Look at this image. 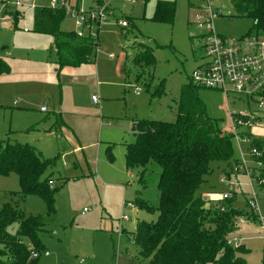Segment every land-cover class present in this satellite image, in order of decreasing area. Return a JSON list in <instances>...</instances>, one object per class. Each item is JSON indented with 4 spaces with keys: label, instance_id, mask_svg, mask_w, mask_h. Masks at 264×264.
<instances>
[{
    "label": "rangeland",
    "instance_id": "1",
    "mask_svg": "<svg viewBox=\"0 0 264 264\" xmlns=\"http://www.w3.org/2000/svg\"><path fill=\"white\" fill-rule=\"evenodd\" d=\"M13 1L0 0V58L9 67V72L0 73V140L31 145L52 160L44 176L51 178L50 185L55 189L54 213L47 215L40 197L20 195L15 173L0 175V207L10 203L26 216H43L45 224L38 237L50 255L40 256L38 264H77L79 259L84 264H149L138 258L139 248L131 232L138 220L154 221L157 213L137 209L131 202L139 194L157 206L161 169L153 162L145 168L128 169L124 143L135 140L133 123L138 119H176L181 88L191 84L192 71L206 59L201 39L207 29L205 25L200 27L197 19L205 16L206 1L107 0L116 18L125 20L127 26L122 28L112 13L108 24L101 26L95 58L79 67L62 68L55 63L53 37L33 32V10L12 5ZM90 1L84 0L83 7L88 8ZM158 1L175 3L172 21L157 15ZM19 2L30 5L32 0ZM33 3L52 8L51 0ZM210 3L214 11L220 10L212 21L219 35L239 38L252 30V20L235 15L229 0ZM11 11H19L23 17L3 19ZM61 29L70 31L74 24L65 19ZM134 43L147 46L154 60L143 67L138 80ZM110 54L113 58H109ZM160 86L161 93L153 95ZM135 87L141 89L138 95ZM196 93L222 130L229 126L228 113H257L255 120L239 128L245 135L238 141L232 139L233 158L210 161L209 174L195 191L206 205L216 206L227 191L220 179L235 167L236 160L242 155L247 166L253 165L250 148L254 140L263 142L264 152V110L254 102L247 106L244 98L241 103L231 97L226 102L216 90L196 87ZM93 94L98 98L97 105L91 101ZM41 107L46 111L41 112ZM67 114L82 136L72 128L78 141L71 132L61 134L54 126L58 116L65 120ZM85 115L91 119H84ZM140 175L142 183L138 182ZM229 175L234 194L228 204L244 215L231 236L243 239L239 255L245 264H261L264 232L259 217H247L252 213L246 203L247 178L242 173ZM258 193L264 226V189H258ZM122 217L127 221L121 224ZM18 229L17 222L7 227L10 234Z\"/></svg>",
    "mask_w": 264,
    "mask_h": 264
},
{
    "label": "trees",
    "instance_id": "2",
    "mask_svg": "<svg viewBox=\"0 0 264 264\" xmlns=\"http://www.w3.org/2000/svg\"><path fill=\"white\" fill-rule=\"evenodd\" d=\"M94 1L102 3L105 0ZM229 2L235 15L250 18L252 29L264 32V0ZM174 10L172 1L157 2L156 13L166 21H172ZM8 14L13 19L21 15L17 11ZM64 18L62 8L34 7L32 30L53 37L58 68L90 62L95 58L98 41L79 38L74 31L61 30ZM132 46L136 49L133 63L139 68L138 80L143 67L152 65L154 60L147 46L139 43ZM7 72L9 67L0 58V73ZM162 89V86L154 89L153 95L160 94ZM63 124L58 116L54 126L59 129ZM221 128L207 114L196 87L189 83L181 88L178 112L173 122L138 119L133 123L135 140L124 143L126 167L145 168L153 162L161 169L157 181V206L150 205L139 194L131 202L137 209L157 213L154 221L138 220L131 232L133 242L139 248V259L148 260L149 264H245L239 255L243 250L242 244L237 248L226 244L227 238L237 228L238 217L244 215L231 207L228 200L220 202L225 206V210L220 211L216 206L206 205L202 197L195 196L197 187L209 174V162L229 161L234 156L233 136ZM262 144L254 140L251 147L261 152L262 167L253 169V173H258L263 179L261 187H264ZM52 163L31 145L0 140V175L15 173L20 195L40 197L47 207V215L54 213L55 189L49 183L51 178L45 177L44 172ZM231 170L224 175L229 178ZM143 181L140 175L138 182ZM247 217L257 218L253 214ZM14 222L19 224V229L10 234L7 227ZM44 224L41 215L26 216L16 206L3 204L0 207V264H38L39 257L32 258L31 252L45 251L38 237V231Z\"/></svg>",
    "mask_w": 264,
    "mask_h": 264
},
{
    "label": "built area",
    "instance_id": "3",
    "mask_svg": "<svg viewBox=\"0 0 264 264\" xmlns=\"http://www.w3.org/2000/svg\"><path fill=\"white\" fill-rule=\"evenodd\" d=\"M127 1L133 2L135 0ZM205 1L206 6L203 8L205 16H198L197 19L199 26L205 25L207 29V33L201 39L206 59L192 71L189 77L191 85L219 91L223 94L226 102L231 97L233 101L241 103L243 102L242 98H244L247 100V106L249 103L254 102L258 108L264 110V32L252 29L239 38L229 39L219 35L214 31L212 21L214 17L220 14V10L216 8V11H214L210 0ZM107 2L94 3L89 8H83L70 4L69 0H51L52 8H62L65 17L73 22L74 32L77 37L92 40H98L101 26L111 17L112 11L108 7ZM12 4L15 6L22 5L19 0H14ZM26 7L33 9L34 5L30 4L26 5ZM116 21L121 27L127 26L125 20L117 19ZM109 57L112 58L113 55L110 54ZM134 92L139 94L141 89L135 87ZM91 99L94 103L98 102L96 95H93ZM40 110L45 111L46 109L41 107ZM228 117L229 126L224 131L230 133L238 141L239 138L245 135L240 132L239 128L249 125L256 119L257 113L240 111L232 114L228 113ZM250 150L253 165L247 166L245 159L241 155L240 159L235 163L232 172L242 173L247 178L249 192L246 203L252 211L251 214L257 218L259 217L261 222L260 229L264 232L262 217L259 215L258 207V189H264V187H261L263 179L259 177L258 173L255 175L253 173V169L259 170L262 167V162L260 161L261 152L255 147H251ZM220 182L227 187V191L222 193L220 198L223 202L232 197L234 188L230 177L223 175ZM49 183L51 184L52 181ZM216 207L220 211L225 210V206L222 203L217 204ZM122 220H126V217H122ZM238 220L242 221V217H238ZM242 240L239 237L229 236L226 244L237 248L242 244ZM49 254L47 250L40 253L32 251L31 257L37 258L42 255L49 256ZM77 264H84V260L79 259ZM261 264H264V252Z\"/></svg>",
    "mask_w": 264,
    "mask_h": 264
},
{
    "label": "crops",
    "instance_id": "4",
    "mask_svg": "<svg viewBox=\"0 0 264 264\" xmlns=\"http://www.w3.org/2000/svg\"><path fill=\"white\" fill-rule=\"evenodd\" d=\"M1 1H5V2H7L8 3V1L9 0H1ZM33 1L34 0H32V3H29V4H32V5H34V3H33ZM70 1V4H72V1L73 0H69ZM136 1V0H135ZM134 2V1H133ZM83 3H84V0H76V4L75 5H78V6H81V7H83ZM94 3H97L96 1H94V0H92V2L90 1V4L88 5L89 7L90 6H92ZM12 4V3H11ZM12 5H14V4H12ZM26 5L27 4H22L21 6L23 7H26ZM20 7V6H19ZM34 7H37V6H35L34 5ZM88 7V8H89ZM83 8H85V7H83ZM110 8V7H109ZM34 9V8H33ZM33 9H31V10H33ZM111 9V8H110ZM13 12V11H12ZM18 13H20L19 11H17ZM9 12H6V14L4 15V17H3V19H8V18H11V19H13V16L12 15H10V14H8ZM32 13H33V11H32ZM112 13H113V11H112ZM115 15H114V13H113V15H112V17H114ZM20 17H23V15L21 14V15H19L18 16V18H20ZM117 16H115L114 18H115V20H117L118 18H116ZM65 19H67L66 17L64 18V20ZM63 20V21H64ZM67 20H69V19H67ZM63 21H62V23H63ZM71 21V20H70ZM61 23V24H62ZM33 24V23H32ZM108 23L106 22V24L105 25H107ZM104 25V24H103ZM104 25V26H105ZM60 28H61V25H60ZM62 30V29H61ZM24 31H26L25 29H24ZM64 31V30H63ZM70 31H74V29H72V30H70ZM38 34V33H37ZM44 35V34H43ZM99 37H100V35H99ZM98 44H99V38H98ZM110 58V57H109ZM113 58V57H112ZM55 63H56V60H55ZM89 63V62H88ZM83 65V64H82ZM81 66V65H80ZM57 67H58V65H57ZM65 67H67V66H65ZM70 67H73V66H70ZM75 67H79V66H75ZM100 85V82L99 81H97V86H99ZM136 94V93H135ZM94 95V94H93ZM92 95V96H93ZM138 95V94H137ZM91 96V97H92ZM91 101H92V99H91ZM92 103H94L93 101H92ZM94 104H98V102L97 103H94ZM40 110V109H39ZM41 112H45V111H42V110H40ZM68 115V114H67ZM60 117V116H59ZM73 117H75V116H73ZM61 118V117H60ZM83 118L84 119H91V117L90 116H83ZM62 119V118H61ZM64 119L65 120H63L62 119V121L64 122V124H63V126H59V129H60V133L62 134V133H65V132H67V133H69V132H71V134L73 135V138H75V140H77V137L74 135V130H75V132L79 135V137L81 138L82 136L79 134V132H78V130L73 126V123H72V120H70L69 119V115H68V119L64 116ZM74 130H73V129ZM89 139H91V138H89ZM73 142H74V140H72ZM78 141V140H77ZM125 143H127V142H125ZM133 206V205H132ZM134 207V206H133ZM127 220H124V221H122L121 222V224L123 223V222H126ZM134 228H135V226H134ZM124 231V228H122V232ZM45 250H47L46 248H45ZM48 251V250H47ZM263 252H264V248H263ZM50 255V254H49Z\"/></svg>",
    "mask_w": 264,
    "mask_h": 264
}]
</instances>
